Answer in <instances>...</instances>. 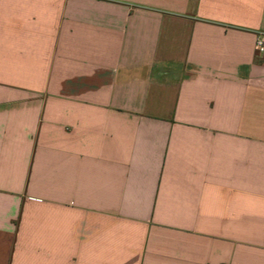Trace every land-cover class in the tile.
Listing matches in <instances>:
<instances>
[{"label":"crops","instance_id":"crops-1","mask_svg":"<svg viewBox=\"0 0 264 264\" xmlns=\"http://www.w3.org/2000/svg\"><path fill=\"white\" fill-rule=\"evenodd\" d=\"M264 0H0V264H264Z\"/></svg>","mask_w":264,"mask_h":264},{"label":"built area","instance_id":"built-area-1","mask_svg":"<svg viewBox=\"0 0 264 264\" xmlns=\"http://www.w3.org/2000/svg\"><path fill=\"white\" fill-rule=\"evenodd\" d=\"M257 51L259 53H263L264 52V36H260L257 39Z\"/></svg>","mask_w":264,"mask_h":264}]
</instances>
